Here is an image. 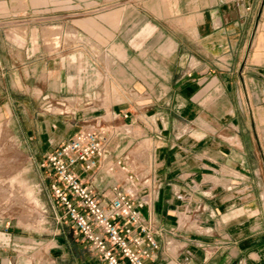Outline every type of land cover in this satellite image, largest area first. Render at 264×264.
I'll use <instances>...</instances> for the list:
<instances>
[{"label":"crops","instance_id":"0c3cea01","mask_svg":"<svg viewBox=\"0 0 264 264\" xmlns=\"http://www.w3.org/2000/svg\"><path fill=\"white\" fill-rule=\"evenodd\" d=\"M43 95L112 129L99 166L76 168L104 204L119 160L159 183L140 210L148 264H264V0H0V117ZM40 131L22 148L43 158L77 132ZM50 227L0 217V264H101L70 223Z\"/></svg>","mask_w":264,"mask_h":264},{"label":"built area","instance_id":"2783aa9c","mask_svg":"<svg viewBox=\"0 0 264 264\" xmlns=\"http://www.w3.org/2000/svg\"><path fill=\"white\" fill-rule=\"evenodd\" d=\"M110 133L99 124L81 128L44 156L41 168L52 178L53 218L70 223L101 264H148L159 247L158 231L140 210L152 202L159 183L119 160L116 166L126 174L125 183L113 186L109 204H104L76 173V168L89 172L99 166ZM143 189L150 191L141 196Z\"/></svg>","mask_w":264,"mask_h":264},{"label":"rangeland","instance_id":"374dc122","mask_svg":"<svg viewBox=\"0 0 264 264\" xmlns=\"http://www.w3.org/2000/svg\"><path fill=\"white\" fill-rule=\"evenodd\" d=\"M34 78L32 74L25 75L27 98L32 92V87L36 86ZM11 88L10 86V104L18 108L16 103L19 99L21 102L24 93ZM48 97L43 95L37 102L33 99L29 100L33 108L31 115L23 117L15 115L9 119L0 117V217L16 222L24 229L28 228L36 233L48 229L47 224L51 226L50 231L54 230L53 222L56 220L53 218V204L49 190L52 178L41 168L43 154L47 147L22 148V145L28 139L37 141L41 135V128L46 137L52 134L56 137H66L71 131H79L80 125L85 124L82 119H85L84 115L87 114V111L74 113L68 111L66 106L60 104L61 100L57 101ZM109 112H107L108 118ZM101 113L94 111L93 115L97 117L94 118V122L100 121L98 123L100 126L108 128L104 120L99 118ZM68 116L72 118L69 125L66 121ZM26 122L29 127L27 131L24 126ZM41 122H43L42 125H40ZM109 130L112 129L109 127ZM16 158L19 161H16ZM12 159L13 162L15 160V165ZM18 181L24 182L25 186L19 185Z\"/></svg>","mask_w":264,"mask_h":264},{"label":"bare ground","instance_id":"6f19581e","mask_svg":"<svg viewBox=\"0 0 264 264\" xmlns=\"http://www.w3.org/2000/svg\"><path fill=\"white\" fill-rule=\"evenodd\" d=\"M4 145H5V144H4ZM16 146H17V145H16ZM16 148H17V147H16ZM1 149H3V148H1ZM19 150H20V149H19ZM10 157L12 158V156H10ZM6 161H7V160H6ZM16 161H19V159L16 158ZM12 162H13V159H12ZM12 162H10V164H11ZM3 164H4V163H3ZM5 164H6V163H5ZM13 164L15 165V160H14ZM11 165H12V164H11ZM11 165H10V166H11ZM4 166H5V165H4ZM7 166H9V164H8ZM11 168H12V167H11ZM9 169H10V168H9ZM18 182H19V181H18ZM18 184H19V185H22V186H25V183H24V182H19ZM23 184H24V185H23ZM9 186H10V185H9ZM16 187H17V186H16ZM11 188H12V187H11ZM13 191H14V190H13ZM28 192L30 193V191H27V193H28ZM41 220H42V219H41ZM37 223H39V222H37ZM41 223H42V221H41Z\"/></svg>","mask_w":264,"mask_h":264}]
</instances>
